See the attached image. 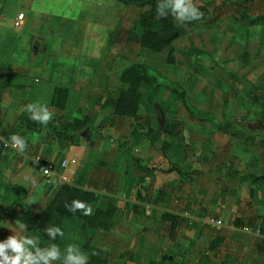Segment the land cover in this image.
Masks as SVG:
<instances>
[{"label": "rangeland", "instance_id": "obj_1", "mask_svg": "<svg viewBox=\"0 0 264 264\" xmlns=\"http://www.w3.org/2000/svg\"><path fill=\"white\" fill-rule=\"evenodd\" d=\"M3 1L1 0L3 3L1 6L2 13L4 12L5 15H8V11L10 13V10L15 11L19 8L24 14L32 18L34 16L33 30L40 32L41 35L46 34V42H56L58 49L54 50V53L57 55L53 59L54 63L70 62L87 64L94 57L96 60L108 58L113 60L117 57L121 60H114L115 62L117 61V68H124L131 64L145 65L151 74L157 78L160 84V87L157 89L161 90L159 93L157 91L154 93L158 97H161V102H156L152 111L154 114H157L160 110V113L163 115L161 114L162 117L156 118L151 113V121L155 123L159 119L160 121L164 119L167 121V117L164 116L166 112L177 116V120H171L175 123L172 134L164 132L166 121L160 124L159 128L165 134L163 136L165 140L174 143L181 139L189 143L186 149L187 154L190 151H194L193 157L200 158L203 155L198 151L200 147L201 149L209 147V141H211L213 135H210L205 128L200 130L201 126L206 125L212 128L211 125L213 124L217 126L227 125L224 130H217L219 133V163L225 169L227 168L228 171H231L227 172L225 176H219V197L210 196L202 198L203 201L209 200L207 204L210 205L204 211L194 212L190 208L181 211V214L189 213L192 218L198 220L196 225L199 226L193 228L187 218L181 217L182 221L179 224L177 233L174 239H171L169 237V225L159 221L161 211L164 209L170 210V208L164 205L158 206V202H156L157 198L151 197L150 194L147 195L148 190H144L148 204L146 207L144 206L146 215H130L131 209H128V204L133 203L137 192L135 188L138 184L134 175L132 176L135 168L133 167V159L131 160V157L134 156L136 158L137 153L135 154L133 151L135 149L139 150V146L134 144L129 148V138L120 135L118 138H115V136L109 137L111 141L110 143L109 141L107 142L106 145L109 146L106 148L111 151L114 149L117 152L123 151L124 149L122 148H125L124 153L128 156V161L132 162L127 170L123 169V174L125 173L124 178H128L127 187L123 188L121 192L109 188H107L106 192H102V195L103 193L113 194L112 197L118 201L117 203L120 207L119 210L121 212L118 214L114 229L108 233L94 230L81 232L76 230L72 225L68 226L71 221L76 222L77 220L67 219L64 225L60 227L64 235L62 237L58 236L54 240L66 241L64 243H68V246L75 245L78 248L80 244L86 240H90L94 246L102 248L109 253L110 264H149L150 262L159 263L161 261L173 264H264V254L261 252L263 238H260L261 233H257L262 215H258L255 218L258 221H255L253 217L258 210L264 215V207H261L257 202H249V197L247 198L245 193L241 191L240 186L242 184L236 180L237 175L233 171L237 169L239 161L248 164V157L251 153L252 155L255 153L264 155V124L255 117V112L252 108L254 96L259 98L260 105L264 107V26H248L237 21L236 17L245 10L241 7L245 0H232L236 4H232L226 0H224L226 1L224 4V2L219 0V8L213 7L210 9L212 17L217 16L219 11V19L221 15L228 18L223 20L219 31L232 32L233 36L238 35L242 41L239 40V43H237L234 40L233 49H231L232 46L230 45L224 53L219 52V54L215 53L210 56L196 54L200 51L196 50L198 52L193 53L191 56L193 62L190 65L194 69L186 71L187 77H183V74H180L178 70L179 75L177 74L176 78H179V80L175 81H173L174 77H172L173 65L180 68L190 60V56L188 57V54L183 53L187 46L184 37L187 31H183L182 38L176 43L174 42L175 44H172L175 62L173 65H169L167 63V51L161 54H150L143 51L138 44L126 41L132 24L136 33L139 32L135 19L144 9L127 7L115 0ZM262 1V5L253 6L249 4L246 9L247 13L251 16L264 13V0ZM199 2L196 1V4ZM32 3V8L35 11L34 15L30 12V5ZM175 23L179 25L181 22L175 19ZM1 24L0 56H4V60H12L18 58L17 56H24L26 49L30 48L31 45L36 48L41 45L40 41H38L39 43L31 44V40L34 39L33 36L29 37L28 33L21 34V32H17L16 28L12 27L10 20L5 19V21H1ZM248 39L257 41L256 50L253 52L254 57H251L245 51L248 48V44L245 45V41H248ZM220 41L221 39L219 38ZM229 42L232 44L231 41ZM227 43L228 41L224 39L219 45L223 47ZM51 48H53V45ZM54 53H52V50L49 51V64H51V58H53ZM214 62L219 64V66ZM209 64L215 66V70L211 72L212 74L209 73L210 71L205 72L208 71L206 67H209ZM114 72L107 77L108 88L102 90V94L97 91L90 94L92 99L90 101L91 107H86L87 102L80 101L78 96H73L68 103V109H71L66 115L68 120L80 119L82 115H89L92 118V123L88 129L89 135L83 130L76 134L75 139L78 140L74 139L77 143V148L86 143V147L90 152L87 159V167L90 170L100 165L99 159L101 157L94 151L93 143L89 145V142L104 140L100 136L106 123L108 127V121L112 114L100 108L99 103L101 101L99 99L112 93L116 89V86H118ZM173 89L184 92L187 100L190 97L188 105H190L193 112L203 108L219 109V118L198 117L197 119H192L186 112L180 110L183 109V106L177 98L174 95L172 97L167 92ZM147 90L150 93L153 89L149 88ZM147 96L141 104V109L143 108L141 110L142 115L145 113L144 108L146 106L153 107L152 102L153 100L156 101L154 97ZM162 98H166L167 101L163 102ZM163 110L166 112H163ZM60 120H51V126L53 128L59 126V135L65 139L64 135L60 134ZM136 121L126 119V121L121 123V127L123 129L128 123L134 126ZM155 125L157 127V124ZM127 128L125 127V130ZM186 129H190L189 132H186ZM168 130L172 131V128H167V132ZM137 134L139 133H133L130 139ZM19 136L24 138L26 142L38 138L34 134L27 133ZM160 140L156 139V143L159 142V146L162 144V139ZM44 141L42 144L48 148L54 143L53 139L49 137ZM101 143L105 145L106 140ZM60 150L63 152L62 155L67 152L64 149ZM41 156L47 158L44 154H41ZM127 158L117 157L116 164L113 166L107 164L106 168L116 171L118 169V160L125 162ZM103 166H105L104 163ZM139 172L135 173V175H140ZM2 173L1 177L4 176L5 179L10 180L13 177V175H10V172L2 171ZM4 183L8 184L7 182ZM42 184L45 187L51 186L49 189H53L54 187L51 182L47 183L44 179L42 180ZM141 185V187H144L142 182ZM29 186L28 183L25 186L26 190L28 189L27 192L31 190ZM94 189L97 192L101 191V188H98V186H95ZM50 194L51 190L43 197L39 196L38 198L36 196V198L33 195L31 196V201L37 211L41 210ZM261 194L260 198L263 199L264 194ZM234 199L238 203H234ZM237 204L238 206H235ZM218 209L222 210V214H219V211L216 212ZM223 211L225 214H223ZM206 216L221 218L223 222L222 226L210 228L203 225L199 221ZM234 221H239L241 227L234 226ZM15 223V225L24 229L22 224ZM229 226H231L232 235L227 236L225 230ZM47 227L41 220L37 224L38 232L44 237L45 248L50 247V243L54 241L50 240L47 236L45 232ZM243 227L252 229L253 234L243 232ZM0 228H4L1 223ZM213 235L226 238V242L220 245L214 252H209L207 248ZM27 237L30 238V234L27 233ZM29 247L31 249V245ZM204 257H207V260H204ZM53 264H63V258L54 261Z\"/></svg>", "mask_w": 264, "mask_h": 264}, {"label": "crops", "instance_id": "obj_2", "mask_svg": "<svg viewBox=\"0 0 264 264\" xmlns=\"http://www.w3.org/2000/svg\"><path fill=\"white\" fill-rule=\"evenodd\" d=\"M197 1L200 2L197 4L195 2V5L205 7L209 12V17L207 23L206 22L197 23L191 26L189 30L188 29L186 30L187 32L184 35V37H185V41L187 42V46L185 47L183 53L188 54V57L190 56L189 57L190 60L188 61L187 64H185L180 68H177L176 65L175 66L173 65L172 67V77H174L173 81L179 80V78H176V75L178 74V70L180 71V74H183V77L184 76L187 77L186 71H191L194 69V67H191L190 65L193 62L191 56L193 55V53L198 52L196 50H200L196 54L199 55L205 54L207 56H210L211 54L213 55L215 53L219 54V52L224 53L226 48H229L230 45L232 46L231 49H233L234 40L237 43H239V40L242 41V39H239L238 35L233 36L232 32L226 33L224 30L219 31V27L221 26L223 20L228 19L224 15H221V18L219 19V11L217 16L216 15L213 16L214 19L212 17V12L210 11V9L213 7L219 8V0H197ZM226 1H230L232 4L234 3L232 2V0H226ZM226 1L221 0V2H224V4ZM2 2L4 1L2 0ZM2 2L0 0V20L1 21H5V19L10 20L12 27L16 28L17 32H21V34L28 33L29 37L33 36L34 39L31 40L30 42L31 44L39 43L38 41H40L41 45H39L37 48L31 45L30 48L26 49V53L24 56H17L18 58H14L12 60L9 59L4 60L3 58L4 56L2 57L0 56V138H3V136L1 135H3L4 132L8 131L11 128V126L17 123V119L19 115L28 114L26 111H24V108L29 103H38L46 106L48 110L53 113L52 121L61 119L60 122H64L68 120L66 115L68 112L71 111V109H68V103L70 99L73 98V96H78L80 101L87 102L86 107H91L92 105L90 101L92 99L90 97V94H93L96 91L98 93H101L102 90L108 88L107 77L109 75H112L113 71H115L114 74L117 79V72L123 69V68H117L116 65L117 61H121L117 57L115 58L117 59L116 62L114 61L115 59L112 60L111 58L96 60L94 57L91 58L90 62H87V64L70 63V62L54 63L53 59L55 56H57L56 53H54L55 52L54 50L58 49V46L56 45V42H52V43L46 42L45 41L46 34L41 35L40 32H35L33 30L32 27L34 26V22H35L34 16L32 18L29 15L24 14L22 11L19 10V8H17V10L15 11L10 10V13L8 11V15H5L4 12L3 13L1 12V6L3 4ZM249 4L253 6L262 5L263 1L254 0L251 3H248L247 7ZM32 6L33 3L30 5L31 7L30 12L31 14L33 13L34 15L35 11L32 8ZM19 14H23V18L20 21V24L18 26H15L14 22L16 21ZM236 18L237 21H239L238 17ZM236 18L234 19L236 20ZM1 21H0V35L2 28ZM130 29L129 30L132 33L137 34L136 31L134 30L135 28L133 27V24L131 25ZM180 38H182V36ZM219 38L221 39L220 42H222V40L224 39L227 40L228 41L227 45L221 47L219 45L220 43ZM179 39L175 40L174 42L176 43ZM229 41H231L232 44H230ZM43 42L44 44H42ZM247 44H248V48L245 51L248 52V54L251 57H254L253 52L256 50L257 41H251L248 39V41H245V45ZM52 45L53 48H51ZM50 50H52V53H54L53 58H51L52 59L51 64L48 63L50 59L49 58ZM215 64L219 66V64L217 63ZM206 69L208 71L205 72L210 71L209 73L212 74L211 72L215 70V66L209 64V67H206ZM58 87L63 88L67 91L66 100L61 102V104L63 105L62 109L57 108L53 104H51L55 89ZM156 91L157 93L161 92V90L159 89H153L149 93L147 89L145 88L141 89V93H142L141 104L142 102H144V98L148 97L147 95H149L152 98L154 97L156 101L153 100L152 102L153 107L146 106V108H144L145 113L143 115L141 114V110L143 108L141 109L140 106L138 117L136 119H132V120H137L135 122V125L139 134L134 135L131 139L130 137L133 133V128L135 125L132 126L131 123H128V125L124 126L122 129L121 123L126 121V119L130 121L132 120L126 117H118L111 115V118L108 121V127L106 123L105 126L106 128L104 127V129L102 130V135L100 136V138L104 140L92 141L94 146L92 147L94 151L97 154H99V156L101 157L99 159L100 165L92 168V170H90V168L87 167V159L90 152L86 147V143L80 145L81 149L76 147L77 143L75 141L74 143H67L66 145L65 139H63L59 135V126H56V129H54L55 127L53 128L51 126L52 123L51 121L46 126L44 125L39 133H34L29 131L26 132L24 130L18 131L16 133L18 135H21L23 133L34 134L38 138L33 140L31 139L30 141L28 140L27 148L25 152L22 153L21 156L17 155L12 151H7V150L3 151L2 159L0 160V171H1L0 201L2 200L3 197L2 187L13 183L22 184L25 187L26 184L28 183V186L30 185L29 188L31 190L30 192H27L28 189L26 190L25 188L26 202L31 203L33 215L40 216L42 214L48 200L52 197L54 191L56 190L57 185L55 184V180H51L50 181L51 184L54 185L53 189H49V187L51 186L45 187L42 184L43 178L41 174L29 163L27 157L41 156V154L47 156V158L44 159L52 161L54 163H59L63 159H71V158L76 159L77 161L76 165L72 166L69 170V175L71 177L72 182L82 177L81 173L83 172L84 174L83 180H84L85 188L94 190L96 193H99L101 195L102 192H106L107 188L121 192L123 188L127 187V182H128V178L127 177L124 178L125 173L123 174V169L127 170L129 165L132 164V162L128 161L127 158L128 156L124 153L125 150L124 147L122 148L124 149L123 151L117 152L114 149H112V151L110 149H107L106 147L109 145L106 144L108 141L109 143L111 141L109 140V137L115 136V138H118L120 135H124L128 137L130 140L128 142L129 148L132 147L134 144L139 146V150L135 149L133 151V153L135 154L137 153V156L135 155L136 156L135 160L137 162L135 164L133 163V167L135 168V170L133 171L132 176L134 175L138 183L135 188L136 189L135 191L140 192L142 196L146 198V203L143 204L144 214L142 215H146L145 207L148 205L147 197L145 195L144 190H148L147 195L150 194L151 197L157 198L156 202H158V206L164 205L170 208V210H165V209L162 210L161 214L168 212L181 216L182 215L181 211H183L184 209L188 210L189 208L191 211L194 212L204 211V209L206 207H209L210 205L207 204L209 203V200L203 201L202 198L204 197L207 198L210 196H215L216 198L219 197V176H225L227 175V172H231L228 171L227 168L225 169L224 166H221L219 163V133L217 132V130H219L218 126L216 124H213L211 125L212 128L207 127L206 125L200 127V130L205 128L210 135H213L211 137V141H209V147L208 148L206 147V149H201L200 147V149L198 150L201 154H203L200 158L193 157L194 151L193 152L190 151V153L187 154L186 149H187V144L189 143H187L185 140L182 141L180 139L178 140V142L171 143L169 140H165L163 138L165 134L159 128V125L165 122L166 119L162 121H160L159 119L157 123L151 121L152 118L151 113L154 114L152 108H154L156 102L158 103L161 102V97H158L156 94H154ZM167 92L169 93V95L173 97V94L170 93V91ZM162 99L163 102L167 101L166 98H162ZM188 101L190 103V97L187 100V104ZM188 106L191 110L190 105ZM180 110L186 112L192 119L193 118L197 119L198 117L209 118V119L219 118V109L214 110L209 108H203V109L195 110V112H193L192 110L189 111V109H186L183 106V109ZM163 112L166 111L163 110ZM161 114L162 113H160L159 110L157 114H154V117L160 118L159 116H161ZM164 116L167 117V121L169 120L171 121L172 119L177 118V116H175L173 113H168V112H166ZM155 124H157V127ZM125 127L128 128L125 130ZM189 130L186 129V132H189ZM147 133L148 135H145ZM192 135L193 133L191 134V137ZM47 137L53 139L54 141V143H52V146L50 148L42 144V142H45L44 140ZM156 139H158V141H161L160 139H162V143L167 142L169 144L168 149L164 155L161 153L160 151L161 145L159 146V142H157L158 144L156 143ZM105 140H106L105 145H102L101 142ZM60 149L62 150L64 149V151L66 150L67 152L62 155L63 152ZM117 157H124L127 159L125 162L118 160L117 162L118 169L116 171L106 168L107 164H110L111 166L115 165ZM133 158L134 156L131 157V160ZM248 158H249L248 164H245L243 161H239V163L237 164V169L233 171L237 175L236 180L238 182H241L242 184V186H240L241 191L245 193L247 198L249 197V202H255V203L257 202L259 205H261V207H264V197L263 199L260 198V195H262L261 193L264 194V181L256 180V182L252 183L251 180L246 177V175L249 174L255 177L264 176V155H260L256 153L252 155L251 153V155ZM101 161L104 163L105 166H103V163ZM145 166H148V171L146 173L142 170V168ZM172 166H175L178 169H180L182 174L179 175L176 172H170V173L164 172L165 170L169 169ZM2 171L10 172L11 173L10 175H13V177L10 178V180L5 179L4 176H2L3 177L2 178L1 177V175H3ZM138 172L140 175L138 176L135 175V173ZM4 182H7L8 184H5ZM141 182L143 183L144 187H141L142 186ZM95 186L101 188V191L97 192L94 189ZM50 190H51V194L49 195L47 201L44 202L43 206L41 207V210L37 211L35 209V206L33 205V202L31 201V196L32 195L34 197L37 196L38 198L39 196L43 197ZM250 190L252 191V198H250V192H249ZM103 195L113 196V194L110 193H106V194L103 193ZM236 199H234L233 201L234 203H238ZM134 202H135V197L133 203ZM235 206H238V204ZM92 209H94V206L92 207ZM218 211L219 214H222L221 212L222 210L220 209L216 210V212ZM120 212L121 211L118 210L114 222V227L116 224L118 214ZM131 214L132 213L130 212V215ZM223 214H225L224 211ZM255 215H253L254 220L255 218H257L258 215L264 216L260 210H258L255 213ZM159 221H160V216H159ZM255 221L258 220L256 219ZM15 222L14 220L9 219L3 216L2 214H0V223L3 224L4 226L3 229L0 228V243L5 242V240L9 236H14L15 234L19 236L27 237V232L25 233L26 231L25 228L23 229L22 227H18L17 225H15L16 224ZM191 225L193 228L199 226L196 225V223ZM230 227L231 226H229L228 229L225 230L227 236L232 235V231ZM216 236L219 235H213L212 239ZM30 238H32V236ZM222 238H223V242H222L223 244L224 242H226V238L225 239L224 237ZM260 238L264 239V236L261 235Z\"/></svg>", "mask_w": 264, "mask_h": 264}, {"label": "trees", "instance_id": "obj_3", "mask_svg": "<svg viewBox=\"0 0 264 264\" xmlns=\"http://www.w3.org/2000/svg\"><path fill=\"white\" fill-rule=\"evenodd\" d=\"M127 7H136L144 9V11L136 19V27L139 28L137 34L130 31L127 41L137 43L143 51L150 54H161L168 52L167 63L173 65L174 53L172 51V43L182 36L183 31L189 29L197 23H207L209 12L203 6H196L202 13L203 17L200 20L192 22H184L176 25L174 16L169 12L165 17H159L156 12L158 0H115ZM197 0H193L195 4ZM254 0H246L241 7L243 10L238 16V20L248 26H264V14L251 16L247 14V4ZM209 22V21H208ZM117 88L109 95L101 97L99 106L104 111H109L113 116L126 117L136 119L141 106L142 93L141 89H157L160 87L157 78L151 74L148 68L143 64H131L117 73ZM170 91V90H169ZM180 104L186 109H189L185 93L173 89L170 91ZM67 91L63 88H56L51 104L62 109L61 102L65 101ZM258 97L254 96L252 108L255 112V117L264 124V107L260 105ZM30 114H21L11 128L4 132L3 138L10 141V137L18 131L24 130L34 133H39L43 126L40 123L34 122L29 118ZM61 123V135H64L66 143H73L76 134L84 132L89 135L88 129L92 123L90 116L82 115L80 119L67 120ZM227 125L218 126L219 130H224ZM175 123L173 121H166L164 125V132L172 134ZM167 128H172V131L167 132ZM56 129V126L55 128ZM138 132L136 126L133 128V133ZM132 133V135H133ZM145 135H148L145 134ZM65 143V144H66ZM92 145V141L89 142ZM169 144L164 142L161 144V153L164 155L168 149ZM3 146L0 142V160L2 159ZM133 158V163L137 161ZM146 173L148 166L142 168ZM164 172H176L181 175V170L175 166L170 167ZM82 177L72 183H65L58 185L52 197L48 200L42 214L40 216L32 214V205L26 202L25 187L22 184L13 183L2 187L3 197L0 201V214L3 216L19 222L23 225L26 232L38 240V246L45 248L44 237L38 232L37 224L41 220L48 227H62L67 219H75L76 222L71 221L68 226L75 227L76 230L84 232L86 230H94L98 232H110L114 227L115 218L119 210L118 201L109 195H98L94 190L84 187L83 172ZM252 183L256 180H263V177H255L246 175ZM250 198H252V191L250 190ZM128 194V193H127ZM75 199H79L90 206H94L93 214L84 216L82 212H69L64 205L71 204ZM146 203V198L140 192L135 194V202L128 204L131 213L134 215L144 214L143 204ZM97 205V206H96ZM259 233L264 236V216L261 217ZM182 218L172 213H162L160 215V222L169 225V237L174 239L179 224ZM239 221H234V226L241 227ZM67 226V227H68ZM54 240L49 246L55 244L61 251V259L66 254L68 243ZM223 238L220 236L214 237L208 244L207 250L214 252L222 244ZM80 251L88 256V264H110L109 253L92 244L90 240H86L79 246ZM261 252L264 254V239L262 241ZM207 260V257H204ZM149 264H173L169 262H159Z\"/></svg>", "mask_w": 264, "mask_h": 264}, {"label": "clouds", "instance_id": "obj_4", "mask_svg": "<svg viewBox=\"0 0 264 264\" xmlns=\"http://www.w3.org/2000/svg\"><path fill=\"white\" fill-rule=\"evenodd\" d=\"M156 12L159 17H165L169 12L174 18L181 22H192L200 20L203 13L196 7L193 0H158ZM24 111L30 114L29 118L42 125H47L53 117V113L44 105L38 103H29ZM10 147L20 153H24L27 148V142L18 134L10 137ZM6 146H9L5 142ZM45 175L49 173L44 171ZM64 207L71 213L82 212L84 216L93 214L92 207L75 199L71 204H65ZM244 231H248L247 228ZM45 232L50 240L63 236L60 227H47ZM31 245V249H29ZM61 260V251L59 247L52 244L50 247L41 248L38 246V240L25 236H9L5 242L0 243V264H53L54 261ZM63 264H88V256L80 251L75 245H69L66 254L63 256Z\"/></svg>", "mask_w": 264, "mask_h": 264}, {"label": "built area", "instance_id": "obj_5", "mask_svg": "<svg viewBox=\"0 0 264 264\" xmlns=\"http://www.w3.org/2000/svg\"><path fill=\"white\" fill-rule=\"evenodd\" d=\"M23 18V14H19L16 21L14 22L15 26L20 24V21ZM0 142L2 143L3 149L7 151H12L17 155L21 156L22 153L18 152L17 150L10 147L11 141L6 140L4 138H0ZM5 142L9 146H6ZM29 163L41 174L42 178L47 182L50 183L51 180H55L56 185H62L65 183H72L71 177L69 175V170L72 166L76 165L77 161L74 158L71 159H63L59 163H54L52 161L46 160L41 156H31L27 157ZM47 170L49 173L48 175L44 174V171ZM180 217H185L190 221V224L197 223L198 220L192 218L189 213H184ZM203 225L208 226L210 228H219L222 226V219L221 218H211V217H204L200 220ZM247 227H243L242 231L247 234H253L252 229H248V231H244ZM259 234V231H257Z\"/></svg>", "mask_w": 264, "mask_h": 264}]
</instances>
